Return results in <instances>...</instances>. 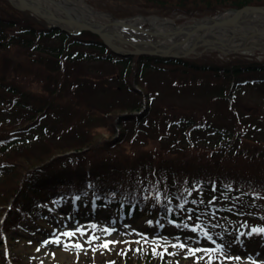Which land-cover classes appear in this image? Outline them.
I'll use <instances>...</instances> for the list:
<instances>
[{
  "label": "trees",
  "instance_id": "trees-1",
  "mask_svg": "<svg viewBox=\"0 0 264 264\" xmlns=\"http://www.w3.org/2000/svg\"><path fill=\"white\" fill-rule=\"evenodd\" d=\"M87 1L94 4L93 0ZM140 3L143 8L138 11L144 14L179 13L196 18L229 7L264 4V0H140ZM110 11L119 17L132 14L123 8ZM10 46L30 52L22 59L0 54V112L3 113L0 117V224L4 230L17 225L26 215L37 216L35 207L41 201L59 193L91 191L103 200L119 193L118 202L124 210L131 206L135 213L150 206L169 212L174 219L191 221L203 217L202 224L220 216L221 221L209 227L235 234L238 229L225 219L243 216L239 201L252 202L264 196V138L247 134V124L242 120H235L232 128L216 129L218 134L227 136L217 148L188 153L151 148L125 157L112 154L116 142L124 138L128 129L154 120L149 114L154 92L148 86L153 71L165 73L178 85L207 84L211 94L230 99L236 95L235 89L242 86L264 85V57L247 58L238 54L219 58L215 51L189 57L117 54L90 31L67 32L29 10L15 7L9 0H0V48ZM91 60L115 66L112 77L116 87L129 95L128 103L123 98L117 99L104 116L105 129L110 133L119 125L118 137H103L98 131H89L87 135L82 132L68 144L54 145L47 141V146H39L32 153L22 144L26 138L30 140L29 135L42 130L49 119L59 121L57 132L61 135L87 117L86 110L71 104L62 106L57 98L59 92L80 83L64 78L65 64ZM34 77L52 85L49 93L28 88V82ZM141 106L144 110L132 112ZM169 116L180 129L212 128V123L198 115L169 113ZM151 193L156 195L153 203L149 200ZM19 259L18 255L8 259L0 251V264H23Z\"/></svg>",
  "mask_w": 264,
  "mask_h": 264
},
{
  "label": "rangeland",
  "instance_id": "rangeland-1",
  "mask_svg": "<svg viewBox=\"0 0 264 264\" xmlns=\"http://www.w3.org/2000/svg\"><path fill=\"white\" fill-rule=\"evenodd\" d=\"M92 8L97 11L112 13L110 9H126L130 11L131 16L140 14V0H93ZM104 5L106 9L100 8ZM109 9V10H108ZM113 14V13H112ZM128 15V16H130ZM184 18L182 22L176 21ZM179 24L190 22L192 19L183 14H173ZM102 21H107L108 17H97ZM143 28L147 24L141 25ZM140 33H147L143 31ZM151 39H155V34H149ZM253 37L256 41H263L264 31H256ZM132 49V45H124ZM202 48L200 44L197 48ZM29 50L18 46L9 48H0V54H5L8 58L22 59L29 55ZM44 56V55H42ZM70 64V65H69ZM65 64L63 71L64 78L76 79L80 81L79 86L69 87L58 93V101L63 106L71 104L72 107H78L87 111V117L78 125H75L69 131L59 134L58 120L47 119L46 126L35 134H31L30 140H24V145L32 153L37 152L39 146H47V141L54 145L68 144L76 137L77 134L84 132L87 135L90 131H98L103 137H118L119 125L117 124L113 133L107 131L104 116L110 106L114 105L117 99L123 98L122 101H130L129 95L116 87L113 65L103 61H89V63ZM33 78L28 82V88L40 91L43 94L49 93L52 85ZM148 86L154 92L150 102L149 114L154 120L148 121L141 127L128 129L122 140L116 142L112 149L113 155L125 157L130 153H143L148 149L156 148L160 152L165 151H183L197 152L217 148L220 144L223 134H218L220 126L231 128L233 123L239 120L245 122L246 133L252 134L258 138H264V85H249L235 89L234 97L228 99L226 96L218 97L211 94L207 84L193 83V85H178L163 72L153 71L150 73ZM144 110V106H143ZM135 112V111H134ZM140 112V111H139ZM169 113L192 116L198 115L212 123L213 128L196 130V127H185L180 129L179 126L173 125L169 120ZM3 113L0 112V117ZM181 122H177L179 124ZM78 128V130H76ZM60 135V136H59ZM27 143V144H25ZM75 162H71L74 164ZM88 197L81 199L58 198L57 200L43 204L44 207L36 210L42 212L39 218L25 217L19 226L12 229L9 233H0V248L9 249L12 255H18L23 264H88V262L101 263L114 259L118 262L131 264H264V240L251 239L245 240L246 235L238 234V239H229L227 237L223 242L212 243L213 240L207 239L203 233L207 232L206 227L200 226L195 232L190 226L183 222H172L167 217L159 213L145 211L143 214L134 219L133 224L121 220V216L115 212V206L108 203H96ZM243 200V199H242ZM258 204H247L239 201L241 218H228L225 221L232 224L241 233H247L255 225H260L264 217V198L259 199ZM256 213L255 221L250 215ZM209 223L221 221L220 216L207 219ZM151 222V223H149ZM193 223H199L194 221ZM187 225V227H185ZM95 226V227H93ZM142 226L153 227V229L163 231L164 234L147 235L141 232ZM79 228L84 235L76 232ZM107 229L108 232L104 230ZM64 232H75L72 237H65ZM166 233V234H165ZM192 233L193 235H189ZM212 233V232H211ZM92 236L99 237L98 240L91 244L86 243ZM59 237L61 244L49 243L43 245L45 240L51 241ZM237 237V236H236ZM260 237V236H259ZM104 241H118L119 243L110 244L109 249L99 248ZM139 241V243H136ZM147 241V242H145ZM152 241H156L153 244ZM126 242V243H125ZM83 245V250L72 247L73 244ZM183 243L184 249L173 248L171 245ZM69 247L65 250L64 245ZM206 245V246H204ZM205 253L203 251L196 253V256H189L187 249H217ZM39 248V251H37ZM95 248L96 251H92ZM153 248L160 255H153ZM165 248L167 252H165ZM139 249V251H137ZM124 254H121V253ZM138 253V254H137ZM170 253H175L171 255ZM198 257L203 259L197 260ZM239 257L240 259H235Z\"/></svg>",
  "mask_w": 264,
  "mask_h": 264
},
{
  "label": "water",
  "instance_id": "water-1",
  "mask_svg": "<svg viewBox=\"0 0 264 264\" xmlns=\"http://www.w3.org/2000/svg\"><path fill=\"white\" fill-rule=\"evenodd\" d=\"M12 1V0H11ZM16 2L12 1L14 5L21 9H27L32 11L33 13L37 14L38 16L44 18L45 20L51 22L52 24L59 26L65 30H68L70 32H79L81 30L87 29L94 33H97L114 51L117 53H140V52H146V53H156L160 55H171V56H187L189 53H197L195 49H186L183 51H178V48L180 44L185 40L186 38L190 37L191 34H193L195 31H207V30H215L218 32H227L226 29L235 27L239 25V22L241 21L242 17L244 15L248 14H261L264 15V5H244L239 8H230L227 11H230V14L226 17L218 18L217 16L220 15L215 14L213 16H205L203 17L207 21L199 22L195 24L197 21L190 23L194 24V27L186 30V35L184 39L177 41L173 43L170 47H163L158 44H156L155 40H148L144 38H139L143 44L151 43L152 47L151 49L145 48V49H137L134 50L125 49V48H115L112 45L108 43L107 40L112 39L114 40L115 37L113 35H119V30L115 27L117 24H121L123 26H127V22L125 19L127 18H117L113 15H111V21L109 22H102L99 20L94 19H85L83 17H72V16H58L55 15L52 11L47 10L44 11L42 6L32 0H16ZM137 16H144V15H137ZM146 17V16H144ZM63 24V25H61ZM64 25H74L78 28L76 30H70ZM134 28L139 29L140 31H146L145 28L139 27L138 25H134ZM109 31V34L105 31ZM254 31H243L242 33H233L228 32L229 36L227 38L221 39L220 36H211L210 39H206L202 43L204 44V47L201 51L211 50V49H217L222 52L228 53V52H236L241 50H252V49H260L264 51V45L262 44L259 46L258 43H255L251 41V38L255 34ZM153 34H158V31H153ZM135 38L131 37H122L120 40L121 44H132L135 41H138ZM250 41V42H249ZM200 51V52H201Z\"/></svg>",
  "mask_w": 264,
  "mask_h": 264
},
{
  "label": "bare ground",
  "instance_id": "bare-ground-1",
  "mask_svg": "<svg viewBox=\"0 0 264 264\" xmlns=\"http://www.w3.org/2000/svg\"><path fill=\"white\" fill-rule=\"evenodd\" d=\"M17 3L16 0H13ZM39 3L44 11L50 10L55 15L58 16H72V17H83L85 19H94L97 20V17H104L103 13L94 10L90 7L84 0H32ZM47 9V10H46ZM230 13H222L218 15V18L226 17ZM109 18V17H108ZM111 19V18H109ZM127 22V26H123L121 24H117L115 27L119 30V35H113L115 37L114 40H107L110 45L115 48H120L121 42L118 41L122 37H131L135 39H151L149 34L151 31H158V35L154 39L156 44L163 47H170L173 43L184 39L186 35V30L194 27V24H176L174 19L171 17H161L158 15H149L147 17L134 16L125 19ZM207 21L206 19L198 20L195 24L199 22ZM147 24V33H140L138 31H134V25H143ZM70 30H76L78 27L74 25H64ZM254 30H262L264 31V16L258 14H248L244 15L239 22V25L226 29L227 33L221 34V32L215 30H207V31H195L191 34L190 37L183 40L180 44L178 51H183L186 49H195L199 43H202L206 39H210L211 36H221V39H224L228 32L233 33H242L243 31H250V29ZM109 34V31H105ZM224 32V31H223ZM224 35V36H223ZM250 42V41H249ZM263 42V41H262ZM133 45L137 49H151L152 44L147 43L143 44L140 40L133 42Z\"/></svg>",
  "mask_w": 264,
  "mask_h": 264
},
{
  "label": "snow or ice",
  "instance_id": "snow-or-ice-1",
  "mask_svg": "<svg viewBox=\"0 0 264 264\" xmlns=\"http://www.w3.org/2000/svg\"><path fill=\"white\" fill-rule=\"evenodd\" d=\"M189 194H191V193H189ZM149 223H151V222H149ZM93 227H95V226H93ZM185 227H187V225H185ZM198 227H199V225H197L196 227L192 228V231L195 232V231L197 230ZM104 231H105V232H108L107 229H105ZM76 232H80L81 235H84L83 231H82L81 229H79V228L76 229ZM252 233H264V228H253V229H252ZM75 234H76L75 232H64L62 235L65 236V237H72V236H74ZM243 234H244V233H241V235H243ZM249 234H251V233H249ZM203 235H204L207 239H209V240L212 239V237L209 236L207 232H204ZM98 239H99V237L92 236V237H90V238L88 239V241H86V243L91 244L93 241L98 240ZM145 242H147V241H145ZM49 243H55V244H57V245H60V244H61V241H60L59 237H56L55 239H53V240H51V241L45 240V241L43 242V245H47V244H49ZM115 243H119V242H118V241H104V242H102L100 245H98V247H99V248L106 249V250H110V249H109V245H110V244H115ZM125 243H126V242H125ZM136 243H139V241H137ZM152 243H153V244H156L157 242H156V241H152ZM171 246H172L173 248H177V247H178V248H181V249H184V248L186 247V245L183 244V243L173 244V245H171ZM64 247H65V250H67V248H68L69 246L66 244V245H64ZM72 247H74V248H76V249H81V250H83V245H81V244H79V243L73 244ZM217 250H219V246H217V249H201V248H191V247H189V248L187 249V253H188L189 256H193V257H195V256H196V253L201 252V251H203V252H205V253H208V252H211V251H217ZM37 251H39V248H37ZM92 251L95 252L96 249L93 248ZM137 251H139V249H137ZM152 252H153V255H160L161 257H163V255H164V253H157L155 248H153ZM165 252H167V249H166V248H165ZM121 254H124V253L122 252ZM170 254H171V255H175V253H170ZM200 259H203V257H198V258H197V260H200ZM235 259L238 260V259H240V258H239V257H235ZM111 264H114V262H111Z\"/></svg>",
  "mask_w": 264,
  "mask_h": 264
}]
</instances>
